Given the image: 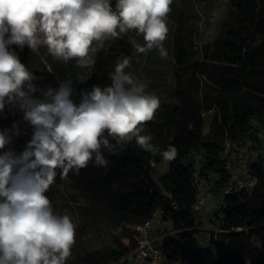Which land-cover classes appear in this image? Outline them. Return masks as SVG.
<instances>
[{
  "label": "trees",
  "instance_id": "trees-1",
  "mask_svg": "<svg viewBox=\"0 0 264 264\" xmlns=\"http://www.w3.org/2000/svg\"><path fill=\"white\" fill-rule=\"evenodd\" d=\"M194 8V0H173L167 17L172 23L169 44L173 87L141 133L151 135V142L162 150L175 146L177 156L164 161L160 155L143 150L133 138L124 143L122 151L117 148V155L104 153L109 161L107 168L89 162L78 175L69 172L67 179L83 202L79 207L82 224L76 228V256L66 264L117 262L128 248L135 247L136 228L151 220L158 208L163 209L162 219L180 230L164 242L167 257L197 258L199 231L195 227L199 226V214L194 206L199 191L193 182V156L203 154L201 175L213 182L218 195L230 176L222 156L224 145L249 138L257 157L248 173L258 183L252 191L224 198L221 226L227 232L223 234L227 251L221 264H264V138L258 136H264V0H229L217 36L200 45L195 43L190 28ZM123 41L124 35L101 46L88 74L76 60H58L39 47L46 63H42L43 70L34 71L37 83L57 87L71 80L77 100L82 90H90L93 85L109 86V73L119 59L121 44H126ZM113 47L116 49L110 50ZM29 51L25 45L21 52L26 55ZM125 71L132 73L131 67ZM207 112L213 116L210 130L204 133ZM13 115L22 121L17 109ZM20 127L19 138L25 145L31 138V128L25 123ZM164 162L169 163V170L156 180V165ZM57 172L54 183L62 181L60 170ZM105 227L111 230L110 242L89 249L85 238ZM240 228L243 231L237 232ZM253 238L260 241L259 246H253Z\"/></svg>",
  "mask_w": 264,
  "mask_h": 264
},
{
  "label": "clouds",
  "instance_id": "clouds-1",
  "mask_svg": "<svg viewBox=\"0 0 264 264\" xmlns=\"http://www.w3.org/2000/svg\"><path fill=\"white\" fill-rule=\"evenodd\" d=\"M172 3L116 0L114 10L111 0H0V116L7 118L6 106L22 113V121L0 129V264H66L77 225L68 214H54L45 195L57 170L67 180L69 172L78 175L89 162L107 168L104 153L117 155V148L122 151L133 138L164 161L178 153L173 145L162 150L151 135H141L161 98L125 71L130 57L117 60L109 86L93 85L77 100L71 80L41 87L11 46L22 51L27 45L37 52L44 45L58 60L89 67L93 42L137 30L145 41L136 46L138 53L158 49L166 56ZM21 123L31 128V138L17 152L12 145L21 135Z\"/></svg>",
  "mask_w": 264,
  "mask_h": 264
},
{
  "label": "rangeland",
  "instance_id": "rangeland-1",
  "mask_svg": "<svg viewBox=\"0 0 264 264\" xmlns=\"http://www.w3.org/2000/svg\"><path fill=\"white\" fill-rule=\"evenodd\" d=\"M113 9L115 10L116 0H111ZM195 8L193 10L194 16L191 22V30L194 32L195 43L200 45L203 43L211 42L218 34L222 20L226 16L228 10L229 0H194ZM168 35L164 41V48L167 51L166 56H162L158 49L150 50L147 54L138 53L136 46H143L145 41L143 35L138 33L137 30H129L126 33L120 34V37L124 35L125 43H122L119 50V58L123 56L130 57L131 71L134 78L146 83L148 87L145 89L147 93L155 94L161 98V101L167 100L170 97V91L173 87L172 80V57L170 55L171 47L169 44V36L172 28V23L167 20ZM119 38V37H117ZM116 38H109L103 42H93V48L96 51L103 45H107L109 41H113ZM110 45H114L111 43ZM18 45L11 46L16 49ZM44 50H47L46 46L41 45ZM116 47L110 50H115ZM30 50V49H29ZM102 50V49H101ZM40 49L37 52L31 50L28 54L23 55L21 50L18 48L16 52L29 71L33 72L35 69L43 70L42 63L45 64L43 57L40 55ZM90 52L89 55L93 59L95 52ZM92 66V65H91ZM85 67L86 73L92 67ZM15 108L9 111L8 107L5 108L7 118L0 116V129L5 127L10 128L13 122H17V118L13 115ZM213 113H205L206 127L204 133H208L210 130V123ZM256 134L253 133L254 138ZM260 138L264 136L258 135ZM20 137V136H19ZM19 137H14L12 147L17 152L23 150L24 143L20 141ZM250 139V138H249ZM257 157V150H253V158ZM169 170V163H159L155 169V179L158 180ZM48 196L53 205L54 214L64 215L68 214L73 222L79 226L82 224L79 216V207L81 206L83 199L79 194V191L74 186L73 182L69 179L62 180L60 183H53L49 190L45 193ZM214 207V206H213ZM215 209V207H214ZM214 209H207L206 205L202 206L198 212V224L201 229L207 230L211 226V219L215 214ZM211 210V211H209ZM76 227V228H77ZM77 230V229H76ZM202 235H205V231H199ZM111 230L105 227L103 231L94 230L86 238L85 243L89 249L100 247L110 242ZM253 246H259L260 241L256 238L252 239ZM76 256L74 245L71 250V255L68 260L73 259Z\"/></svg>",
  "mask_w": 264,
  "mask_h": 264
},
{
  "label": "built area",
  "instance_id": "built-area-1",
  "mask_svg": "<svg viewBox=\"0 0 264 264\" xmlns=\"http://www.w3.org/2000/svg\"><path fill=\"white\" fill-rule=\"evenodd\" d=\"M252 147L251 139L226 142L222 156L226 160V168L230 176L218 195L214 191L213 182L201 175L203 154L196 153L193 156V182L199 191L194 209L199 212L202 206L217 199L215 214L211 219L209 229L195 227L198 231H205V235L198 232L196 236L200 247L197 258L182 256L177 260H170L167 257L164 242L169 237H175L180 230L175 229L173 223L164 221L162 219L163 209L158 208L151 220L136 228L135 247L128 248L113 264H221L222 255L227 251V242L223 238V234L227 232L221 226L224 198L226 195L238 194L241 191H252L258 183V179L248 173L253 161ZM242 231V228L237 230V232Z\"/></svg>",
  "mask_w": 264,
  "mask_h": 264
},
{
  "label": "crops",
  "instance_id": "crops-1",
  "mask_svg": "<svg viewBox=\"0 0 264 264\" xmlns=\"http://www.w3.org/2000/svg\"><path fill=\"white\" fill-rule=\"evenodd\" d=\"M216 203H217V199H213L211 202H208L205 205H206L207 209H211L212 210V209H214ZM211 210H209V211H211Z\"/></svg>",
  "mask_w": 264,
  "mask_h": 264
}]
</instances>
